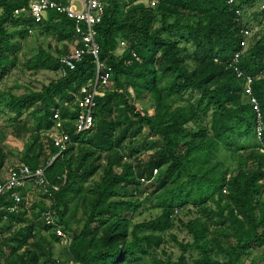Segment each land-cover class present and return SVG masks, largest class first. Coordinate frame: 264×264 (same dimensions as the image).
<instances>
[{
  "label": "trees",
  "instance_id": "1",
  "mask_svg": "<svg viewBox=\"0 0 264 264\" xmlns=\"http://www.w3.org/2000/svg\"><path fill=\"white\" fill-rule=\"evenodd\" d=\"M102 1L106 11L96 27V42L105 69L101 74L110 79L105 95L96 98L92 129L79 133L76 125L81 89L97 78L91 55L70 70L62 65V55L55 59L40 49L26 67L35 73L60 72L62 77L41 92L0 94L9 113L35 117L32 158L25 157V164L36 170L41 152L49 148L51 157L44 166L48 180L61 185L59 179L67 176L50 208L57 225L72 237L66 246L70 261L146 264L149 258L150 264H244L253 251L264 249V10L253 15L252 23L236 11L253 9L264 0H240L238 8L226 0ZM28 2L0 0V83L19 64L17 37L26 40L34 30L59 42H76L75 22L64 15L52 12L38 25L30 16L17 17L15 11L28 7ZM255 25L261 29L240 57L239 67L254 78L252 90L263 122L260 139L257 113L233 63L243 52L242 31ZM148 100L156 102L153 116L136 106ZM56 114L60 131L70 137L62 153L47 136ZM252 140L256 144H245ZM221 154H229L234 169L219 159ZM6 157L0 146V169ZM161 171L166 183L154 201L162 215L135 225L134 216L154 199L146 184ZM99 172L100 181L89 185ZM13 204L10 195L0 203L1 234L6 221L25 222L22 209L7 211ZM189 205L197 208V217L177 222L192 242L173 237L181 251L178 259L159 257L164 235ZM24 206L23 197L20 207ZM48 208L39 213V224L61 243L55 228L42 220ZM32 230L9 232L7 239L2 234L0 256L4 257V247L11 251L5 264H61L53 259L51 243ZM261 260L264 263V252Z\"/></svg>",
  "mask_w": 264,
  "mask_h": 264
},
{
  "label": "rangeland",
  "instance_id": "2",
  "mask_svg": "<svg viewBox=\"0 0 264 264\" xmlns=\"http://www.w3.org/2000/svg\"><path fill=\"white\" fill-rule=\"evenodd\" d=\"M259 11H261V5H258L253 9L245 8L243 15L245 22L249 21L252 23L254 21L253 15ZM8 29L13 31V28L10 24L8 25ZM260 29L261 28L257 25L253 26V36L249 40L250 43L255 34L258 33ZM19 39L20 38L17 37L16 40L17 45L21 47V51L17 56L19 64L14 68L12 67L4 80L0 83V94L11 93L17 96H22L29 91L41 92L45 86H48L52 82L59 80L62 77V74L60 72L56 73L52 71H42L35 73L33 70H29L26 67L27 63L39 53L40 49H43L44 51L50 53L52 57L58 59V57L61 55L64 56L66 54H70L76 48V43L73 44L72 42L68 41L59 42L53 36L42 35L39 31H34V34L29 35L26 40ZM189 65L192 64L189 62ZM155 103V100H148L145 102H137L136 106L137 109L142 111L143 114L153 116L155 114ZM70 106L72 105L70 104ZM34 119L35 117L29 114L22 116L11 114L5 109L4 103L0 102V146L7 156L5 165L0 169V181L3 182L6 180L9 169L20 164H25V157L32 156L29 152V149L35 143L34 136L35 132L37 131V126L34 123ZM52 132H54V130H52ZM52 132H49L47 136ZM47 136L46 138H43L46 146L49 144ZM245 144L254 145L256 142L255 140H252L250 142H245ZM50 157L49 148L44 149V151L41 152L40 166L44 167L46 163H48ZM219 159L221 161L223 160L228 167H231L232 169L235 168L236 164L230 160L229 154H221ZM163 171L156 174L155 179L150 184H146L148 194L151 196L155 193L154 199L153 201L147 202L140 212L134 216L133 223L135 225L153 221L162 215V209L156 206L154 200L157 199L159 194L163 192L162 186L164 183H166V180L162 178ZM101 173L102 172H99L93 179L89 180V185L99 182L102 177ZM22 195L24 197L25 206L20 208L23 210L22 214L25 215L22 218L25 222L16 225L6 221V228H4L2 232L4 239L10 237L9 232L14 234L21 228H32L33 233L38 236V239H41L42 237L51 243L53 259L55 261L61 264H74V262L70 261L66 246H64L62 243H58V241H56L55 238H53L51 234L44 230L43 226H40L39 224V222H41L39 213L41 212L42 208H45L49 205V201H47V199L42 196L39 190L34 187H30L28 190L23 191ZM197 212V208L192 205H189L188 207H185L179 211L175 220L176 226L173 230L164 235L165 242L161 249L157 252L159 257L166 258V256H169L173 258L174 261L178 259L181 251L176 242L173 240V237H176L177 240L181 242H192V238L188 234L187 230L181 227L177 221H189L190 219H195L197 217ZM82 219V214H79L78 220ZM9 229H11V231H9ZM76 229L79 230V226ZM263 252L264 249L253 251L251 255L244 259V264H264L261 260V255ZM10 253L11 251L9 248L4 247V257L10 255ZM164 253H166V255ZM193 256L197 257L195 253ZM4 257L0 256V264H5ZM44 260L45 259L42 260V263ZM145 261L146 264H150L149 258H146Z\"/></svg>",
  "mask_w": 264,
  "mask_h": 264
},
{
  "label": "built area",
  "instance_id": "3",
  "mask_svg": "<svg viewBox=\"0 0 264 264\" xmlns=\"http://www.w3.org/2000/svg\"><path fill=\"white\" fill-rule=\"evenodd\" d=\"M226 1L233 8H238L241 5L240 0ZM151 5L155 6V2H152ZM261 10H264V2L261 4ZM105 11L106 5L102 0H68L66 3L57 2L55 0H29L28 7L17 9L15 11L17 17L22 15L30 16L35 25L48 21L52 12L64 15L75 22V33L77 36L75 42L76 48L70 54H66L61 58V63L66 68L74 70L76 65L81 62L86 55H91L94 58L97 65V78L83 87L80 92L81 98H77L79 112L76 119V125L79 133L89 131L94 126L96 98L105 95L110 79L109 74H101L102 70L105 69L100 62V48L96 42V27L103 21ZM236 14L239 17H243L244 10L237 9ZM29 33L30 35L34 34V30ZM242 34L243 40L241 46L243 52L237 53L233 58L234 71L239 79L244 80L245 96L249 98L254 111L257 113V137L260 139L263 132V122L259 102L254 96L252 90L254 78L243 72L239 67L240 57L248 48L249 40L252 38L253 32L252 30L244 29ZM125 46V43H121L122 48ZM63 73H65V69ZM54 119V132L48 135V137L51 140V143L54 144L55 148L62 153L67 150L70 137L60 131L62 128L60 115L56 114ZM57 157L58 156L54 157L49 164L51 165ZM157 172L158 171H155V173ZM59 180L61 185H65L67 176L64 175ZM61 185L52 184L48 180L45 167L40 166L36 170H33L27 164H20L9 169L8 177L4 182L0 183V203L3 197L10 195L14 204L7 207V211L11 214L19 213L21 211L20 206L23 202V197L19 191L28 190L30 187L38 189L42 196L49 201V208L48 210L43 211L42 220L47 226L55 228L56 235L61 239V243L68 247L72 244V237L64 233L62 227L57 225L55 212L50 208L54 201L53 194L60 191ZM2 237L3 236L0 233V240Z\"/></svg>",
  "mask_w": 264,
  "mask_h": 264
},
{
  "label": "crops",
  "instance_id": "4",
  "mask_svg": "<svg viewBox=\"0 0 264 264\" xmlns=\"http://www.w3.org/2000/svg\"><path fill=\"white\" fill-rule=\"evenodd\" d=\"M122 52H123V50H122V49H120V50H119V53H122Z\"/></svg>",
  "mask_w": 264,
  "mask_h": 264
}]
</instances>
